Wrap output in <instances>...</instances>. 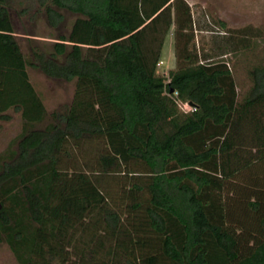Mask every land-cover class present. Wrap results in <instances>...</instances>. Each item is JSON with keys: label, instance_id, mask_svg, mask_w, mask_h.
<instances>
[{"label": "trees", "instance_id": "trees-1", "mask_svg": "<svg viewBox=\"0 0 264 264\" xmlns=\"http://www.w3.org/2000/svg\"><path fill=\"white\" fill-rule=\"evenodd\" d=\"M39 17L44 36L22 23ZM240 32L197 49L185 0H0V119L21 122L0 151V247L17 264H264V65L240 91ZM28 69L72 83L70 102L49 112Z\"/></svg>", "mask_w": 264, "mask_h": 264}, {"label": "rangeland", "instance_id": "rangeland-1", "mask_svg": "<svg viewBox=\"0 0 264 264\" xmlns=\"http://www.w3.org/2000/svg\"><path fill=\"white\" fill-rule=\"evenodd\" d=\"M186 1H188V5L191 8L196 48L200 50H206L213 46V44H218L217 42H219L220 37H222L221 35L225 33L235 35L234 32H238L242 35L243 33L240 31L245 29L248 23H263L264 7H258L257 10L254 11H252L254 7H248L252 4L253 0ZM40 17L36 22L22 20L24 29L26 31H34L40 36L46 35L47 30L45 21ZM68 18L72 20L74 16L69 15ZM233 56L234 55H231V57ZM231 57L230 61H232V64L234 63V68L231 67L233 68L232 70L237 86L240 91H244L250 85L247 75L248 59L238 60L237 58L239 57ZM160 59L157 66V73L159 75H167L170 70L176 67L172 30L165 40ZM28 75L33 86L43 95L45 106L49 112L60 110L64 105L70 102L73 95L72 83L61 80H50L40 72L32 69H28ZM177 107L178 110L183 113L190 111V107L186 104L182 105L178 103ZM10 115L12 116L10 121H3L0 119V151H2L6 144L20 132L21 122L19 115L12 112H10ZM0 264H17L12 254L5 246L0 247Z\"/></svg>", "mask_w": 264, "mask_h": 264}, {"label": "crops", "instance_id": "crops-1", "mask_svg": "<svg viewBox=\"0 0 264 264\" xmlns=\"http://www.w3.org/2000/svg\"><path fill=\"white\" fill-rule=\"evenodd\" d=\"M185 2L188 3V1L186 0ZM252 4H250L248 7L249 8H251L250 6L254 7V9L252 10L254 11L257 10L258 7H264V0H253ZM256 24L248 23L245 26L248 29L247 59H248L249 67L259 62H261L264 65V19H263V23L257 25ZM239 37H241V35H239Z\"/></svg>", "mask_w": 264, "mask_h": 264}, {"label": "built area", "instance_id": "built-area-1", "mask_svg": "<svg viewBox=\"0 0 264 264\" xmlns=\"http://www.w3.org/2000/svg\"><path fill=\"white\" fill-rule=\"evenodd\" d=\"M186 105H188V104H186ZM189 107H190V110L192 109V107H191V105H188Z\"/></svg>", "mask_w": 264, "mask_h": 264}]
</instances>
